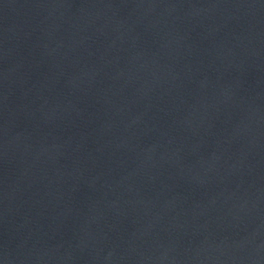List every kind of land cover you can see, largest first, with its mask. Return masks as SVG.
Listing matches in <instances>:
<instances>
[{"label":"water","instance_id":"95a60500","mask_svg":"<svg viewBox=\"0 0 264 264\" xmlns=\"http://www.w3.org/2000/svg\"><path fill=\"white\" fill-rule=\"evenodd\" d=\"M0 264H264V0H0Z\"/></svg>","mask_w":264,"mask_h":264}]
</instances>
